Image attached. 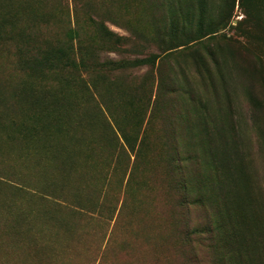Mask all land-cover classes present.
Listing matches in <instances>:
<instances>
[{"label":"rangeland","instance_id":"obj_1","mask_svg":"<svg viewBox=\"0 0 264 264\" xmlns=\"http://www.w3.org/2000/svg\"><path fill=\"white\" fill-rule=\"evenodd\" d=\"M74 1L32 0L40 15L24 12L0 40V264H213L198 236L184 240L186 227L207 222L210 207L180 204L182 194L168 164L172 130L188 128L185 111L199 123L203 110L186 109L189 85L199 101L193 105L202 100L214 121L219 113L213 86L182 57L176 62L163 56L155 67L103 74L98 85L96 74L66 85L54 74L38 79L24 72L18 54L43 43L63 46L71 29L96 47L84 2L98 14L106 12L107 26L130 40L122 48L107 45L101 61L161 54L162 44L153 39L152 0H80L78 7ZM223 4L212 0L216 12ZM14 9L0 0V18ZM231 18L239 27L229 34L246 44L240 57L256 80L245 84L237 72L227 79L235 123L217 128L245 134L254 193L239 194L247 210L260 211L255 225L262 228L264 213L251 195L264 206L259 139L264 137V49L257 46L264 39V0L252 8L237 2ZM221 84L217 77L218 89ZM249 93L262 106L252 107ZM188 168H195L209 191L214 174L202 166ZM226 194L237 206L238 199Z\"/></svg>","mask_w":264,"mask_h":264},{"label":"trees","instance_id":"obj_2","mask_svg":"<svg viewBox=\"0 0 264 264\" xmlns=\"http://www.w3.org/2000/svg\"><path fill=\"white\" fill-rule=\"evenodd\" d=\"M31 1L5 0L13 3L15 9L0 18V40L3 32L8 31L6 26L17 20L18 16L27 12L40 15L41 10L35 9ZM76 1L78 7L80 0H75V5ZM152 1L151 13L156 32L153 39L156 44L158 41L162 44L159 55H150L144 59L128 62L101 61L100 52L104 51L107 45L122 48L130 40L118 35L107 26L106 12L98 14L88 7L91 6L89 2H84L87 4L88 24L98 41L96 47L87 46L82 41L80 33L71 29L68 33L69 41L62 43L63 46L56 45L58 43H43L38 47L30 46L23 55L18 54L19 66L24 72L27 69L29 75L38 79H42L41 77L46 74H54L66 85L82 82L83 74H96L95 83L98 85L100 80L103 81V74L108 76L113 71L127 67L135 68L143 65L155 67L163 56L176 62L181 61L177 57L185 58L186 62L190 60L191 65L196 69L194 73L213 86L214 106L219 114L213 121L206 110L208 106L202 100V104L193 105L199 102L195 98L196 94H193L190 85L187 86L188 90L185 87L189 98L186 109L199 106L203 110L197 120L199 123L191 121L190 111H185L188 128L172 130L170 139L173 145L170 147L168 164L176 176L177 188L182 194L180 204L207 206L210 207L211 212L203 225L193 229L186 227L184 240L188 242L193 235L198 236L203 246L212 253L213 264H264V224L262 228L255 225L260 211L247 210L245 208L247 202L239 194L254 193L250 175L252 155L245 134L217 128L218 123L222 125L235 123V121L233 123L235 104L227 79L236 77L237 72L240 81L245 84L250 80H256L252 79L249 64L240 57L247 52L246 44L235 39L233 34H229L231 30L239 27L232 25L231 17L237 2L240 6L252 8L261 0H224L223 7L217 11L219 14L215 6H212V0ZM64 2L65 0H61V3ZM94 15L97 19L93 17ZM111 21L120 24L116 20L111 19ZM125 26L132 35L138 36L132 25ZM10 40V37L3 39V41ZM74 41L77 45H74ZM257 46L264 49L263 38L257 40ZM253 56L255 57L254 54ZM217 77L222 80L219 89L216 85ZM248 98L252 107L262 106L259 99H255L251 93L248 94ZM224 110L228 115L226 120ZM259 139L264 145L263 135H260ZM188 166H202L214 174L207 181L209 191L204 188V183L197 176L195 168L192 172ZM226 193H232L238 199L237 206L232 205ZM251 199L261 205L264 213V206L259 200L254 195H251Z\"/></svg>","mask_w":264,"mask_h":264}]
</instances>
